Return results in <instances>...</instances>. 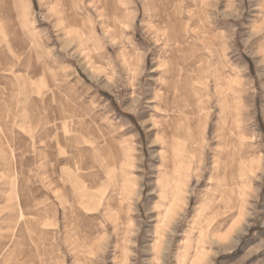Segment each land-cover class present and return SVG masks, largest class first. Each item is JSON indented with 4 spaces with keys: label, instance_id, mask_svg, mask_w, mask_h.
Masks as SVG:
<instances>
[{
    "label": "rangeland",
    "instance_id": "rangeland-1",
    "mask_svg": "<svg viewBox=\"0 0 264 264\" xmlns=\"http://www.w3.org/2000/svg\"><path fill=\"white\" fill-rule=\"evenodd\" d=\"M221 3L225 16L240 15L229 0ZM127 4L128 0L0 3V236L10 233L0 264H91L93 258L96 264H165V260L264 264V218L254 210L252 200L258 197L252 196L255 186L250 181L253 173L259 175L264 169V157L246 150L251 140L249 106L235 98L244 85L239 77L224 76L216 89L223 113L237 129L234 171L216 195L220 206H202L190 226L180 222L194 206L195 149L203 152L204 146L187 134H177L170 145L167 136L157 137L169 147L161 153L165 165L156 177L158 195L152 201L156 215L150 233L144 230V198L133 144L123 140L115 162L100 153L106 182L89 184L84 179L86 170L78 169L84 155L81 149L93 148L96 133L82 119L79 107L65 101L63 87L57 90L46 71L50 67L46 29L61 30L64 47L83 52L81 58L88 57L86 63L98 76L106 69L92 63L94 53L101 51L103 41L122 44L127 29L138 19ZM258 16L251 24L257 34L264 29V4ZM206 17L207 9L198 8L195 0H172L167 15L149 24V33L153 41L162 42L178 32L175 39L199 57L189 65L195 71L199 60L213 55L217 43L226 40L224 33L210 30L203 22ZM257 55L264 61V52ZM124 59L133 74L140 70L139 53ZM190 83L193 90L210 85L199 73ZM189 115L178 109L177 123ZM255 121L264 129V117L257 115ZM113 188L118 191L115 198L110 196ZM94 208L104 209L94 222L100 231H82L79 213ZM225 219L226 226L218 228ZM147 235L152 239L146 240Z\"/></svg>",
    "mask_w": 264,
    "mask_h": 264
},
{
    "label": "clouds",
    "instance_id": "clouds-1",
    "mask_svg": "<svg viewBox=\"0 0 264 264\" xmlns=\"http://www.w3.org/2000/svg\"><path fill=\"white\" fill-rule=\"evenodd\" d=\"M229 2L240 10L239 16H225L220 11V0H195L198 8L207 9L203 22L210 30L224 33L226 38L223 45L217 43L213 55L199 60L195 71H190L189 65L195 62L194 57H199L187 44L175 39L178 32L162 42L153 41L149 33V24L158 23L167 15L172 0H128L127 7L138 19L127 29L122 44L112 46L103 41L101 51L94 53L92 63L98 62L106 69L98 76L86 63L88 57L81 58L83 52L64 47L61 30L46 29L50 45L46 52L50 67L46 66V71L52 75L57 90L63 87L61 95L65 101L79 107L82 119L96 133L94 152L106 153L104 156L111 158V163L118 159L123 140L135 146L144 209L145 200L158 195L156 177L165 165L161 153L168 151L172 139L177 134H187L194 143L204 146L203 152L200 147L195 149L194 206L186 211L181 225L190 226L204 205L220 206L216 195L221 193L229 172L234 171L239 148L237 129L223 113V101L216 92L224 76H237L244 81L235 98L246 100L249 106L251 140L246 150L264 157V129L255 121L257 115L264 117V61L257 55L264 52V39H256L251 29L253 21L260 18L258 9L264 0ZM136 53L140 56V70L133 74L124 57ZM197 73L210 81V85L193 90L190 82ZM178 109L181 114L184 110L190 113L179 123L175 118ZM160 136H167L169 145H161L157 139ZM85 170L93 181L106 182L101 168ZM250 181L255 186L252 196L258 197L252 200L254 210L264 218V169L259 170V175L253 173ZM117 195V189L113 188L110 196ZM144 215L150 213L144 210ZM226 224L227 219L217 227Z\"/></svg>",
    "mask_w": 264,
    "mask_h": 264
},
{
    "label": "snow or ice",
    "instance_id": "snow-or-ice-1",
    "mask_svg": "<svg viewBox=\"0 0 264 264\" xmlns=\"http://www.w3.org/2000/svg\"><path fill=\"white\" fill-rule=\"evenodd\" d=\"M223 3L220 4V7L223 8ZM231 15L235 16L236 13H232ZM253 36L256 37V39H264V29H261L259 32V36H257V33L255 31H253ZM256 39L253 40V44L256 43ZM246 147H250V146H246ZM81 151L84 153V155L80 158V164L83 166L84 169H89V168H101L102 167V156L100 154V152H94L93 148H84L81 149ZM106 155V153L104 154ZM117 158H118V154H117ZM111 161V158H109V162ZM84 179H86L89 184H96L99 183L98 181H93L91 178V175L89 174V172H86V174L84 175ZM155 199V197H150L147 198L145 200V205H146V209L150 215L148 216H144V221H145V233H150L152 228H153V224L155 222L154 218L156 213L154 211H152V201ZM104 211L103 208H94L91 210L88 209H83L80 213L79 216L77 218V223L79 224V227L82 231L85 232H89V233H94L97 231H100L98 224L94 223L96 221H98L101 217V213ZM237 239H240L241 237L237 236ZM146 240H150L152 239L151 235H147L145 237ZM226 244L229 243L228 240L225 241ZM229 246H231L229 244ZM91 264H96L95 259L93 258ZM165 264H168V261L165 260Z\"/></svg>",
    "mask_w": 264,
    "mask_h": 264
},
{
    "label": "bare ground",
    "instance_id": "bare-ground-1",
    "mask_svg": "<svg viewBox=\"0 0 264 264\" xmlns=\"http://www.w3.org/2000/svg\"><path fill=\"white\" fill-rule=\"evenodd\" d=\"M189 7V6H188ZM189 12V11H188ZM177 14V13H176ZM53 17V16H52ZM172 19V18H171ZM78 169H80V170H83L84 168H83V166L80 164L79 165V168ZM17 188V187H16ZM24 188V187H23ZM134 192V191H133ZM77 193H78V191H77ZM117 226V225H116ZM119 232V231H118ZM115 233H117V232H115ZM9 240H10V233H7V232H5V235H1L0 236V252H1V250H2V248H3V246H7L10 242H9ZM201 255V254H200ZM1 256V255H0ZM12 256V255H11Z\"/></svg>",
    "mask_w": 264,
    "mask_h": 264
}]
</instances>
